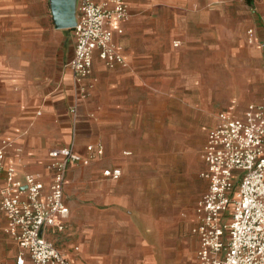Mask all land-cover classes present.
<instances>
[{
	"label": "crops",
	"instance_id": "crops-1",
	"mask_svg": "<svg viewBox=\"0 0 264 264\" xmlns=\"http://www.w3.org/2000/svg\"><path fill=\"white\" fill-rule=\"evenodd\" d=\"M179 1L185 3L188 9L196 2V0H126L130 10L129 18L112 22L108 27L114 30V40L127 59L128 66L110 68L98 56L95 57L92 73L83 82L87 93L85 96L79 94L75 124L70 108L77 98L73 74L67 66L74 55L75 33L74 28H59L63 33H67L60 38L56 52L61 67L60 73L45 92L39 93L31 101L23 99L21 105H10L9 117L5 120L7 125L0 124V147L3 146L4 140L10 142L5 148V165L15 168L14 179L24 181L27 173H38L45 184V192L49 191L51 183V172L47 164L52 149L70 146L74 138V151L85 157L88 155L89 144L103 146L104 154L96 156L88 163L70 162L64 188L65 203L70 209L65 220V228L61 232L55 228H46L43 232L46 238L54 241L62 252L78 264H164V257L159 258L160 260L156 257L152 222H148L142 214L128 207L127 202L111 189L122 176L119 179L110 177L106 179L98 173L87 178L84 174L71 172L70 168L80 165L87 167L93 162H98L97 168H103L102 172L107 168H121L123 175L126 163L124 162L123 166L122 162H115L105 152L109 148L108 135L111 128L109 121L105 119L106 114H117L118 106H121V113L125 116L145 117L153 115L152 109H163L161 106L163 101L180 99L179 95L182 93L178 83L173 87L168 83L172 76L179 78L178 57L172 55V47L178 46L173 42L180 40L183 60L194 63L195 51H199L201 43L207 44L206 37H202V34L197 35L198 30L208 26L209 29H213L210 35L216 39L217 25L216 16L211 14L195 15L192 12L177 14L173 9L174 12L167 15L163 12V7H159V11H156V8H149L153 7V4L157 7L176 5L180 3ZM79 3L80 0H77L76 15ZM248 3L252 6L253 1L248 0ZM252 15L255 25L248 28L255 31V42L252 44L264 55V20L258 9L254 8ZM118 29H122V33H118ZM170 33L176 38L172 40ZM248 38L247 34L246 39L249 42ZM208 45L215 48L211 41ZM214 53L215 56H212L209 49L207 58L209 63L206 65L209 68H212V59L216 64V52ZM200 61L198 58L197 62ZM262 96L264 94L253 98L242 108L239 104L233 103L220 110L214 122L208 126L202 150L209 131L218 123L220 113L242 117L247 105ZM190 99L194 100L192 97ZM128 102L134 103V110L131 111L129 105H126ZM96 106L99 108L96 109ZM184 108L182 105V109ZM93 115L96 118H93ZM202 150L200 157L205 168ZM124 175L129 177L128 174ZM87 181L96 182V185L90 183L87 186ZM5 184L6 172L0 171V187ZM15 190L21 191L23 196L27 192L25 186ZM196 221L197 215L189 229L190 236L195 242L194 264H197L196 251L199 245L197 236L192 233ZM8 225V219L0 209V229L8 236H0V264H21L19 263L21 259L24 262L22 264H31L27 251L7 233ZM9 240L12 241V245H9Z\"/></svg>",
	"mask_w": 264,
	"mask_h": 264
},
{
	"label": "rangeland",
	"instance_id": "rangeland-1",
	"mask_svg": "<svg viewBox=\"0 0 264 264\" xmlns=\"http://www.w3.org/2000/svg\"><path fill=\"white\" fill-rule=\"evenodd\" d=\"M252 1L251 6L248 0H196L191 9L181 1L165 7L149 6L156 11L163 7L167 15L173 9L177 14L214 15L217 37L210 35L213 29L208 26L198 30L197 35L206 37L207 44L201 43L199 51H195L194 63L183 60L182 42L172 47V55L178 57L179 78L172 76L168 83L170 87L178 83L182 93L179 100L167 99L161 103L163 109H152L153 115L145 117L125 116L121 106L117 114H106L111 128L105 152L115 162L120 161L123 166L126 163L122 177L111 189L128 207L152 222L156 257H164V264H194L195 242L189 229L196 217L195 203L207 189L200 177L204 168L200 156L208 126L226 106L235 103L242 108L264 94V55L246 39L248 28L255 25L254 8L264 20V0ZM60 30L55 26L50 0H0L2 126L7 125L11 106L45 92L60 73L56 52L60 38L67 34ZM170 37L176 38L174 34ZM210 41L215 48L209 47ZM209 49L212 56L216 52L212 68L206 66ZM126 105L134 110V103ZM97 164L70 170L87 178L98 173L106 178ZM90 183L96 185L88 181L86 185ZM226 221L223 219L222 223ZM1 235L8 237L0 229Z\"/></svg>",
	"mask_w": 264,
	"mask_h": 264
},
{
	"label": "built area",
	"instance_id": "built-area-1",
	"mask_svg": "<svg viewBox=\"0 0 264 264\" xmlns=\"http://www.w3.org/2000/svg\"><path fill=\"white\" fill-rule=\"evenodd\" d=\"M130 16L126 0H80L74 27L75 50L67 66L73 74L77 100L71 106L77 120L79 94L85 96L84 80L93 70L98 56L106 66H128L121 48L108 25ZM118 29V33H122ZM255 42V31L248 30ZM181 41L176 40L175 46ZM70 146L49 152L51 172L49 191L38 173H27L24 181L14 179L15 168L5 165L4 140L0 147V171L6 184L0 187V209L8 219L7 233L27 251L31 264H78L43 234L46 228L63 231L70 209L64 188L70 162L88 163L104 154L101 144H89L88 155ZM205 168L200 172L208 188L196 203L197 221L192 233L199 245L197 264H264V96L250 102L242 117L220 113L216 127L208 133L202 150ZM104 175L122 176L121 168H107ZM25 186L26 195L15 189ZM223 219H227L222 223ZM19 263H24L19 260Z\"/></svg>",
	"mask_w": 264,
	"mask_h": 264
},
{
	"label": "water",
	"instance_id": "water-1",
	"mask_svg": "<svg viewBox=\"0 0 264 264\" xmlns=\"http://www.w3.org/2000/svg\"><path fill=\"white\" fill-rule=\"evenodd\" d=\"M77 0H50L55 25L57 28H74L77 24Z\"/></svg>",
	"mask_w": 264,
	"mask_h": 264
}]
</instances>
